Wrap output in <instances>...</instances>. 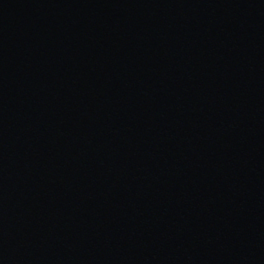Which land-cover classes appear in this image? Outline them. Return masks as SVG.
I'll use <instances>...</instances> for the list:
<instances>
[{
  "label": "water",
  "instance_id": "95a60500",
  "mask_svg": "<svg viewBox=\"0 0 264 264\" xmlns=\"http://www.w3.org/2000/svg\"><path fill=\"white\" fill-rule=\"evenodd\" d=\"M0 264H264V0H0Z\"/></svg>",
  "mask_w": 264,
  "mask_h": 264
}]
</instances>
